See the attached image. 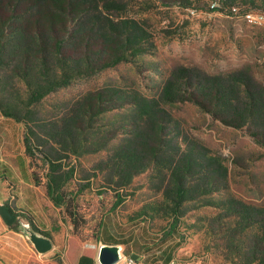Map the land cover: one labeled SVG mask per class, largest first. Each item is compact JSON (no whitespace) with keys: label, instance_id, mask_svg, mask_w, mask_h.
I'll return each instance as SVG.
<instances>
[{"label":"rangeland","instance_id":"1","mask_svg":"<svg viewBox=\"0 0 264 264\" xmlns=\"http://www.w3.org/2000/svg\"><path fill=\"white\" fill-rule=\"evenodd\" d=\"M225 1L104 0L114 20L143 23L149 38L141 42L146 53L131 63L73 80L36 104L28 103L29 88L17 76L11 55V62L0 68V106L13 115L15 127L18 124L23 153L25 132L60 165L52 175L58 187L73 196L78 218L83 219L77 228L79 245L94 250L97 260L103 248H114L124 260H132L134 254L150 264L163 263L167 255L174 264H258L262 258L264 23L247 24L230 14ZM213 3L216 6L211 9ZM235 5L240 13L264 14V0H236ZM37 75V70L29 75L34 87L42 84ZM185 77L196 78L202 86L211 79H222L225 87L235 90L239 103L245 101L241 83H247L261 103L246 115V124L240 128L214 120L191 103L167 104L172 116L167 135L172 148L168 150L174 159L193 149L204 163L208 160L203 154L209 152L220 165L210 164L203 173L185 178L189 192L174 218L175 186L169 169L175 164L144 168L138 166L140 158H122L132 164L113 165L132 146L135 109L127 107L95 118L82 113L88 110L93 91L105 88L128 95L138 91L146 97L165 96L166 92L177 95L189 83ZM217 113L228 120L225 109H217ZM28 160L33 183L38 180L46 203L52 204L46 191L49 165L37 151ZM8 162L18 163L16 159ZM207 177L220 190L208 192ZM116 193L123 200L111 211ZM5 205L16 216L7 227L25 234L43 232L52 240L60 235L61 246L54 258H65L66 239L74 230L63 208L42 203L43 216L34 224L30 212L18 209L13 196ZM171 223L175 229L169 233Z\"/></svg>","mask_w":264,"mask_h":264},{"label":"trees","instance_id":"2","mask_svg":"<svg viewBox=\"0 0 264 264\" xmlns=\"http://www.w3.org/2000/svg\"><path fill=\"white\" fill-rule=\"evenodd\" d=\"M235 2L225 1L230 14L231 8L238 7ZM105 4L104 0H0V68L11 62L8 55L14 58L16 74L29 88L28 103L36 104L48 94L69 86L73 80L90 78L120 64L131 63L146 53L141 42L149 38L143 23L135 19L114 20L108 15ZM10 45L13 47L9 48ZM33 70H37L42 82L35 87L29 81ZM185 78L189 83L177 95L166 92L165 96L146 97L138 91L128 95L120 89L105 88L93 91L87 114L82 113L84 117L95 118L102 113L127 107L135 109L132 146L124 149L113 165L132 164V161H122V158H140L138 166L144 168L151 164L161 168H165V163L168 166L175 164V168L169 169L175 186L174 218L178 216L189 192V187L184 186L185 178L203 173L210 164L219 165V160L206 152L203 155L208 164L204 163L198 155H194L193 149L186 151L183 158L174 159L175 155L168 150L172 148L170 139H167L172 116L167 111V104L191 103L214 120L240 128L246 124V115L256 111L261 103L247 83H241L245 101L239 103L234 95L235 90L225 87L222 79H211L206 86H202L195 82L196 78ZM217 109H225L228 120L223 119ZM0 112L6 118H14L1 106ZM22 143L26 157L31 158L33 152L37 151L49 165L46 185L48 198L56 208L64 209L73 225V237L67 240L68 257L77 258L76 264H95V251L81 249L77 239V228L83 219L78 218L73 196L60 189L53 178V171L60 165L40 151L25 132ZM34 182L36 186L40 185L38 180ZM215 182L207 177L205 184L208 192L220 190ZM122 200L121 194L116 193L111 211ZM174 229L175 223H171L169 233ZM259 240L264 242V234ZM171 260L167 255L163 264ZM258 264H264V253Z\"/></svg>","mask_w":264,"mask_h":264},{"label":"crops","instance_id":"3","mask_svg":"<svg viewBox=\"0 0 264 264\" xmlns=\"http://www.w3.org/2000/svg\"><path fill=\"white\" fill-rule=\"evenodd\" d=\"M10 118L4 117L0 112V205H5V202L10 196H13L15 204L18 209L28 211L31 217L35 219L43 216L42 203H46L42 190L36 186L31 178V171L29 160L23 153L22 145L19 141V127ZM16 128V132H15ZM16 147V149H14ZM17 153H14V152ZM16 159L17 165L13 166L8 160ZM9 173V176L7 175ZM15 178V181H14ZM13 183H10V180ZM0 218V264H76L77 258L68 257V244L67 240L72 238L68 235L66 239V253L65 258L60 261L54 258L60 245V235H54L53 240L40 233L45 238L49 239L52 248L45 253H38L35 248L28 243V235L14 231L2 225ZM81 249H84L81 247ZM120 253H122L120 251ZM122 255V254H121ZM134 255L131 254L130 257ZM118 262L121 264L122 256H118ZM132 259V258H131ZM95 264H99L97 255H94ZM131 264H150L142 261L139 256L136 259L130 260ZM163 264V263H161ZM168 264H174L171 260Z\"/></svg>","mask_w":264,"mask_h":264},{"label":"water","instance_id":"4","mask_svg":"<svg viewBox=\"0 0 264 264\" xmlns=\"http://www.w3.org/2000/svg\"><path fill=\"white\" fill-rule=\"evenodd\" d=\"M0 217L6 225H11L16 216L8 210L5 205H0ZM28 239L31 244L34 246L35 250L38 253H45L52 248V244L49 239L45 238L38 232L30 231L27 232ZM132 259H136V255L131 256ZM118 253H115L114 248H103L98 257L99 264H114L117 262Z\"/></svg>","mask_w":264,"mask_h":264},{"label":"built area","instance_id":"5","mask_svg":"<svg viewBox=\"0 0 264 264\" xmlns=\"http://www.w3.org/2000/svg\"><path fill=\"white\" fill-rule=\"evenodd\" d=\"M216 4H211V9L215 8ZM231 14L241 17L249 25H262L264 23V14L260 12L246 11L240 13L236 7L231 8Z\"/></svg>","mask_w":264,"mask_h":264},{"label":"clouds","instance_id":"6","mask_svg":"<svg viewBox=\"0 0 264 264\" xmlns=\"http://www.w3.org/2000/svg\"><path fill=\"white\" fill-rule=\"evenodd\" d=\"M121 264H131V262L125 259L124 261L121 262Z\"/></svg>","mask_w":264,"mask_h":264}]
</instances>
